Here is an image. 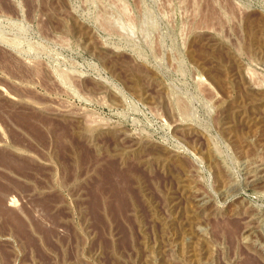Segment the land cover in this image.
Instances as JSON below:
<instances>
[{"label": "rangeland", "instance_id": "1", "mask_svg": "<svg viewBox=\"0 0 264 264\" xmlns=\"http://www.w3.org/2000/svg\"><path fill=\"white\" fill-rule=\"evenodd\" d=\"M249 263L264 0H0V264Z\"/></svg>", "mask_w": 264, "mask_h": 264}, {"label": "bare ground", "instance_id": "2", "mask_svg": "<svg viewBox=\"0 0 264 264\" xmlns=\"http://www.w3.org/2000/svg\"><path fill=\"white\" fill-rule=\"evenodd\" d=\"M110 170V169H109ZM101 172H102V170H101ZM112 172V171H111ZM120 172V171H119ZM108 173V172H107ZM112 174V173H111ZM114 175V174H113ZM119 175V174H118ZM115 177V176H114ZM103 178V177H102ZM126 179V178H125ZM129 180V179H128ZM127 180V181H128ZM112 181V180H111ZM115 183H116V179H115ZM118 184V183H117ZM121 184V183H120ZM106 185V184H105ZM121 186V185H120ZM125 186V185H124ZM102 187V186H101ZM105 187V186H104ZM115 187V186H114ZM118 187V186H117ZM97 190V189H96ZM103 193V192H102ZM122 193V192H121ZM101 194V193H100ZM113 194V193H112ZM115 194V193H114ZM127 194V193H126ZM119 195V194H118ZM117 195V196H118ZM124 195V194H123ZM101 196V195H100ZM115 196V195H114ZM126 197V196H125ZM113 199V198H112ZM119 199V198H118ZM124 199V198H123ZM102 200V199H101ZM113 202V201H112ZM118 202V201H117ZM109 203V202H108ZM100 204H101V202H100ZM123 204V203H122ZM108 205V204H107ZM109 205H112L111 203L109 204ZM103 207V206H102ZM112 208V207H111ZM113 210V209H112ZM10 214V213H9ZM8 215V214H7ZM16 222H17V220H16ZM19 223V222H18ZM21 224H22V222H21ZM17 225V224H16ZM254 263V262H253ZM250 264V263H249Z\"/></svg>", "mask_w": 264, "mask_h": 264}]
</instances>
